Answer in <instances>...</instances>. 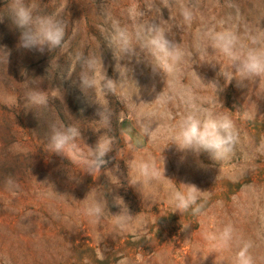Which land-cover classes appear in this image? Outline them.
<instances>
[{
	"label": "rangeland",
	"instance_id": "1",
	"mask_svg": "<svg viewBox=\"0 0 264 264\" xmlns=\"http://www.w3.org/2000/svg\"><path fill=\"white\" fill-rule=\"evenodd\" d=\"M36 2L67 25V44L43 54L26 51L17 47L19 33L10 22L0 24V264H235L245 244L254 264H264V78L226 83L220 74L231 72V62L205 38L209 31L229 30L245 47H264V0ZM133 15L139 23L159 24L184 49L177 74L153 73L143 53L121 60L127 68L116 70L105 42L110 19L131 26ZM80 53L101 57L107 76L117 81L106 96L88 93L109 108V129L96 122L99 106L65 80L70 71L73 79L81 71ZM31 89L48 95L47 108L29 110L25 93ZM189 93L198 105L234 121L239 142L230 157L214 162L206 153L196 157L169 144L166 130L184 116ZM53 121L81 128L78 151L67 158L50 152L47 125ZM104 131L113 151L106 169L91 175L80 153ZM150 157L161 169L164 158L166 178L130 186L135 174L126 162ZM167 178L201 190L198 213H173V181ZM90 190L106 194L108 208L98 220L84 212ZM114 195L133 215L123 226L113 221L111 213L119 211ZM227 225L233 228L229 246L208 239Z\"/></svg>",
	"mask_w": 264,
	"mask_h": 264
},
{
	"label": "clouds",
	"instance_id": "2",
	"mask_svg": "<svg viewBox=\"0 0 264 264\" xmlns=\"http://www.w3.org/2000/svg\"><path fill=\"white\" fill-rule=\"evenodd\" d=\"M184 16L186 20L191 19L187 12ZM130 18L133 21L131 26L121 25L119 20L110 19L107 30L105 42L112 50L113 58L117 62L116 70L118 71L117 65L127 68L120 64L121 60L125 58L131 60L133 57L139 59L143 53L153 73H160L164 77L177 74L186 55L184 49L170 40L159 24L139 23L134 15ZM6 19L10 22V28L19 33L17 47L20 49L43 54L46 50L51 52L54 49H62L67 44V25L58 14L41 11L36 0H4L3 7H0V24H3ZM205 38L211 48L231 62V72L225 71L220 74L226 83L234 78L241 84L245 80L264 78V47H245L241 44L239 37L229 30L209 31L205 34ZM197 47L199 48V45ZM76 62L80 65L81 71L75 79L70 71L65 80L71 81L79 88L85 102L99 106L96 110L99 120L96 122L101 125V129H109L111 126L109 108L99 100H91L88 93L106 96L115 91L117 81L107 76L101 57L97 60L94 55L80 53L76 57ZM22 75L26 76V73ZM213 85L216 91L223 90L217 83ZM156 99H160L159 95ZM25 103L32 111L44 109L48 106L49 97L42 90L31 89L25 93ZM185 104L184 116L166 130L169 144H174L179 152L191 153L196 157L206 153L214 162L230 157L239 142L234 121L228 115L198 105L190 93ZM151 131L149 127L148 134L150 138L155 139ZM47 135L51 153L67 158L69 152L78 151L77 140L81 139V128L74 122L71 124L50 122L47 125ZM112 151L113 140L104 131L94 146H88L86 154L80 153L84 172L94 175L102 168L106 169L109 163L106 157ZM162 163L161 169L160 162L153 157L126 162L128 170L135 174V178L129 185L137 188L138 186L147 187L160 180L162 176L166 178L164 158ZM108 172L113 174L112 170ZM117 179L119 180L118 177ZM120 185L121 183H118L116 186ZM200 193L201 190L195 184H177L173 181L168 191V203L173 208V213L182 214L189 209H192L194 214L198 213L200 208L196 205ZM105 197L106 194L96 195L90 190L84 199L88 201L84 209L85 215L96 220L102 218L105 209L108 208ZM113 204L119 208L117 213H111L117 226H123L132 220L133 215L123 197L114 195ZM208 239H218L222 246L227 247L233 239V228L227 225L218 236L213 234L208 236ZM250 247V244H245L237 252L235 264H254L248 251Z\"/></svg>",
	"mask_w": 264,
	"mask_h": 264
}]
</instances>
